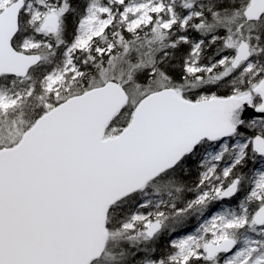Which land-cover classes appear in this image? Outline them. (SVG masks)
Segmentation results:
<instances>
[{
	"label": "snow or ice",
	"instance_id": "1",
	"mask_svg": "<svg viewBox=\"0 0 264 264\" xmlns=\"http://www.w3.org/2000/svg\"><path fill=\"white\" fill-rule=\"evenodd\" d=\"M257 159L264 0H0V264H264Z\"/></svg>",
	"mask_w": 264,
	"mask_h": 264
},
{
	"label": "rangeland",
	"instance_id": "2",
	"mask_svg": "<svg viewBox=\"0 0 264 264\" xmlns=\"http://www.w3.org/2000/svg\"><path fill=\"white\" fill-rule=\"evenodd\" d=\"M261 167H264V162L259 161V159L255 162V167L250 169L249 173H254L256 170H259ZM220 205L214 204L212 205L213 209H218ZM198 221L195 217L189 218V220L182 226H178L176 232L172 233L171 236H169L167 233L165 234L168 240L170 238H180L189 232L193 231L195 227L197 226ZM188 229V230H187ZM190 229V230H189ZM182 230H187L186 232L181 233Z\"/></svg>",
	"mask_w": 264,
	"mask_h": 264
},
{
	"label": "trees",
	"instance_id": "3",
	"mask_svg": "<svg viewBox=\"0 0 264 264\" xmlns=\"http://www.w3.org/2000/svg\"><path fill=\"white\" fill-rule=\"evenodd\" d=\"M258 160V159H257ZM256 160V161H257ZM191 167V174L186 176L184 179H185V182L189 185H191L197 178V167H196V163H195V160L193 161V163L190 165ZM253 168V164L250 163L248 165V167L245 169V172H248L250 169ZM167 241H168V238L166 237V235H164L160 241L158 242L159 243V246H160V251H164L166 252L167 251V248H166V245H167ZM159 255V252L157 253Z\"/></svg>",
	"mask_w": 264,
	"mask_h": 264
},
{
	"label": "bare ground",
	"instance_id": "4",
	"mask_svg": "<svg viewBox=\"0 0 264 264\" xmlns=\"http://www.w3.org/2000/svg\"><path fill=\"white\" fill-rule=\"evenodd\" d=\"M188 230V229H187ZM187 230H182L181 233L186 232ZM190 230V229H189Z\"/></svg>",
	"mask_w": 264,
	"mask_h": 264
}]
</instances>
